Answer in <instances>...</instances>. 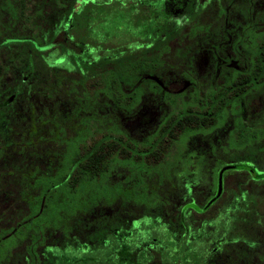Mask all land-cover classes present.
<instances>
[{
    "label": "rangeland",
    "instance_id": "obj_1",
    "mask_svg": "<svg viewBox=\"0 0 264 264\" xmlns=\"http://www.w3.org/2000/svg\"><path fill=\"white\" fill-rule=\"evenodd\" d=\"M92 1L95 2V0H0V64L3 68L0 74L1 228H5L15 217L16 220L20 219L27 213L26 199L35 198L39 188L32 187L33 179L30 173L34 172L33 175L38 179H45L47 176L57 174L55 171L59 166L60 158H66L74 147L71 140L72 134H74L73 124H77L78 117L88 115V111L84 109L75 110L78 107L75 92L79 89L76 85L79 74L72 62L61 54L62 48L59 44L63 41L62 34L65 29L66 12L70 9V5L73 4L72 11H76L86 2ZM103 1L111 4H116V2L124 4L125 1L135 2L137 0ZM139 1L141 4L136 3V11H132L133 19L140 15H149L151 10H164L169 16L172 15L166 7L167 0ZM227 1L197 0L198 6L203 5L204 7L198 8L192 17L184 20L179 18L182 14L181 11L177 13L175 17L177 32L167 42L164 55L159 58L165 67L157 73L167 77L172 71V76L169 77L172 80L176 79L175 75L177 78L186 79L184 74H189L196 81L195 84L201 86L199 87L200 91L192 92L194 89L190 87L193 84L185 89L186 81L183 86L177 81L176 87L172 89L175 92L169 93L159 92L150 82L140 83L141 88L135 94L133 105L126 109L117 108L121 109L119 112L128 118V129L130 128L131 132L137 135V140H140V135H143L142 139L152 141L157 129L152 119L145 125L138 127V117L147 114L149 117H156V119L161 117L162 119L170 113H177L180 108L187 105H198L203 96L211 90L210 87H207L211 81H204L210 76L208 74L203 76L205 74H202V71L205 67L208 69V66L205 50L201 49L200 46V42L203 41V34H201L199 27L209 25L213 29L219 28L223 21L221 9L227 4ZM263 1L259 0V3ZM125 26L127 25L125 24ZM193 28L198 29V32L194 31ZM256 31H264V24L261 27L258 26ZM25 39L44 46L43 52L34 51L31 45L23 42ZM132 41V38H128L124 34L120 40L110 39L106 47L115 49L124 44L133 43ZM138 43L141 41L138 40ZM82 50L86 57L93 52L90 47ZM146 54L150 55L149 52ZM100 95V99H107L108 103L112 104L106 95L102 93ZM257 102L258 104H252L259 107L261 101ZM104 103H101L100 108L97 109L100 116H104V111L105 113L111 111L110 105ZM246 106V112H248V102ZM232 113L234 111L229 109L223 118L221 117L215 122L214 126L207 130L186 133L175 144L166 146V152L161 156L163 162L160 163H162L161 169L163 170L160 177L156 171H151V168L148 169L149 171L132 173L126 172L125 168L118 166L113 168L105 178L93 181L91 185L87 186V193L90 197L84 196L86 202L94 198L104 200L112 196L119 197L112 201L108 207L101 202L72 217L69 216L68 226L73 229V226H78L83 234L84 229H86L84 226L90 227L85 224H93L94 222L97 224L101 218L99 216L105 213L119 215L125 212L137 215L131 207L124 204L125 201H122L120 188L132 192L133 197H137L136 192H138L145 198L143 207L137 206L141 208L137 210L139 213L141 211L144 214L153 213L156 212V208H159L164 214H172L176 206L174 202L184 196L183 191H185L188 183L192 185L190 187L191 196H194L198 201H203L214 192L217 161L264 166V156H253L251 151L254 149L255 153L258 152L259 139L257 143L254 140L251 141V139L249 140L250 134L245 132L238 139L233 138V133L236 131L234 124L238 122L239 117ZM139 123L140 121L138 125ZM58 124L66 126V129L62 127V130H59ZM58 133H61L59 137ZM201 133H205L207 137L205 147L207 151L203 154V159L208 162L209 166L206 171H201V165L196 163L203 156L193 158V166L188 162L191 148L198 146L200 149L203 148L199 141ZM240 137L244 138L241 139ZM195 138L197 139L192 147L190 142ZM235 143L239 147H236ZM263 145L262 142V148ZM219 147L222 149L220 150ZM210 149L213 150V153L210 152ZM216 149H219L221 154L216 152ZM189 167L193 170L189 171ZM247 180L246 174L233 173L227 175L226 193L236 191V182L239 181L240 183V181ZM244 190L249 192V196L257 197L259 208L264 207V186L258 185L255 188L249 187ZM2 191H6L7 195H2ZM169 195L174 196L172 199L174 202L167 204ZM126 207L128 212L124 211ZM93 215L98 216L93 217ZM53 228L49 224L46 225V235L39 244V251L43 257H46L43 259L45 262L48 257V251L44 247L46 244L50 246L65 244V241L60 239L59 232L50 230ZM242 228L245 229V226ZM0 232L5 233L6 231L1 230ZM250 236L252 239V234ZM261 239H264V235L259 236L256 233V243ZM3 244L16 246L14 254L10 258L8 252L4 253L3 264H23L20 246L24 244V241L6 240ZM262 244H264V240H262ZM197 258L196 254L187 256L188 260L197 261ZM187 259L185 260L183 255L180 257L182 264H187Z\"/></svg>",
    "mask_w": 264,
    "mask_h": 264
},
{
    "label": "flooded vegetation",
    "instance_id": "obj_2",
    "mask_svg": "<svg viewBox=\"0 0 264 264\" xmlns=\"http://www.w3.org/2000/svg\"><path fill=\"white\" fill-rule=\"evenodd\" d=\"M140 2L139 4H141ZM191 6H193V14L198 11V8L204 7L203 5L199 7L197 0L166 1V7L172 13L171 18L175 20L177 13L180 11L182 14L179 18H190L186 17V12ZM221 13L223 21L219 28L213 29L209 25L199 27L201 34H203V41L200 42V46L201 49L205 50L208 66V69L205 67L202 74H205L203 76H207V74L210 76L209 79H204V81H211V86L208 85L207 87L223 92L222 99L227 100L233 95V91L238 92V88L229 89L225 84L226 77L235 74V71L243 72L246 69L245 61L254 60V52L259 47L261 48L262 42H264V31H256L258 26L261 27L264 24V21H261L264 20V1L259 3V0H228L227 4L221 9ZM181 23L184 22L181 21ZM193 30L198 32L196 28H193ZM59 32L62 33L61 30ZM176 32L171 34L169 41ZM262 50L264 57V48ZM163 55L164 52L161 56ZM182 56L184 57V54ZM241 61L244 63L241 64ZM170 75L172 76V71ZM170 75L168 74L167 77L153 75L155 78L148 75L147 78L157 84L154 87L161 93L175 92L172 89L176 87L177 81L182 86L186 81L185 89L193 84L190 87L194 89L192 92L200 91L199 87L201 86L195 84L196 81L189 74H184L186 79L177 78V75H175V80L170 79ZM136 86L139 89L141 88L140 84ZM208 93L203 96V101L199 102L204 107L211 104L207 100ZM257 101H261L259 107L252 104H258ZM107 102L105 103L110 105ZM247 102L248 112H246ZM92 104L93 106L90 108L91 116L88 120L89 132L86 138L84 141L77 140V143L72 141L74 147L71 153L66 158H60L59 166L55 172L69 170L72 167L73 159L81 149L84 150L85 145H96L97 139L104 137L103 150L109 153L112 148H116L113 153L109 154L112 157V163L108 167L107 175L113 168L120 166L125 168L126 172L132 173L149 171L148 169L151 168V171H156L160 177L163 170L161 169L162 163H160L162 161L161 156L166 150L164 149L157 159H153L152 153L144 149L149 141L142 139L143 135H140L141 139L137 140V135L131 132L130 128L128 129V118L123 116L122 112H119L121 109H117L124 107H113L111 104L109 106L111 111H106V113L104 111V116H100L95 102H92ZM196 106L190 104L185 108ZM227 108H230V103H227ZM232 114L235 115V113ZM239 114L241 122L250 134L251 138L249 140H254L256 143L258 139L260 141L258 152L255 153V150L252 149V155L264 156V145L263 148L261 147V143L264 144V70L253 75L249 86L246 88L243 100L240 101ZM150 119L153 120V124L157 128L156 133H154L155 137H153L155 144L159 139L157 130L164 123L166 117L156 119V117H149V115L144 114L137 118V126L145 125ZM97 125L103 126V133L96 132ZM234 125H236V131L233 133V138L236 140L240 136L241 123L238 120ZM113 126H118L121 132L113 133ZM58 128L62 130V124H58ZM186 133L189 132L181 133L177 139L170 138L165 145L175 144ZM60 135L61 133H58V137ZM74 135L72 134V137ZM206 138L205 133L199 135L200 145L203 148L200 149L198 146L189 150L191 151L188 155L189 163L192 164L193 158L202 157L207 151L205 149ZM196 139L190 142L192 147ZM129 145L132 149L127 151ZM219 149L222 148L219 147ZM219 149H216V152H219ZM210 152L213 153V150L210 149ZM203 158L204 156L196 163L201 165V171H206L209 166ZM222 162L221 160L217 161L215 167V190L203 201H198L194 196H191L192 190L190 187L192 185L190 183L185 184L184 196L176 202L172 200L174 196L169 195L167 204L169 202L176 203L172 214H164L159 208H156V212L153 213L144 214L142 211L139 213L137 210L143 207L145 198L138 192H136L137 197H133L132 192L120 188L122 201H125L124 204L131 207L137 215L125 212L119 215L105 213L99 216L101 218L97 224L96 222L93 224L84 223L90 227L84 226L86 229H84L83 234L76 225L73 226L74 229L69 228L65 231L62 226H65L69 219L66 217L65 219L61 215L65 222L61 223L59 228L50 230L59 232V237L65 241V244L54 246L46 244L44 246L45 250L48 251L46 262L43 260L46 257H43V254L39 251V244L46 235V224L42 225L41 229L36 230L37 237H32L30 232H25L24 237H13V228L16 224L15 217L5 228L0 227V231H6L5 233L0 232V237H12L9 240L14 242L24 241V244L20 246L23 264H182L180 260L182 255L186 260L187 256L194 254H196L198 260L187 259V264H264V244H262L264 239L256 243V233L259 236L264 235V207L259 208L257 197L252 194V196H249V192L247 193L244 190L249 187L255 188L258 185L264 186V166ZM226 166L230 167L222 171L221 191L217 194L219 172ZM191 170L193 168L189 167V171ZM174 171H176L175 168ZM233 173L246 174L248 180L240 181V183L239 181L236 182V191L226 193V176ZM93 181H95L94 178L87 185H91ZM228 194L230 196H227ZM117 197L119 196H112L104 200L100 198L89 199L87 208L94 207L101 202L108 207ZM124 211L128 212L127 207ZM79 212V209H77L72 216ZM97 216L93 215V217ZM242 226H245V229ZM250 233L253 236L252 239ZM15 247V245L8 244L1 246V249L4 253L8 252L10 258L14 254Z\"/></svg>",
    "mask_w": 264,
    "mask_h": 264
},
{
    "label": "trees",
    "instance_id": "obj_3",
    "mask_svg": "<svg viewBox=\"0 0 264 264\" xmlns=\"http://www.w3.org/2000/svg\"><path fill=\"white\" fill-rule=\"evenodd\" d=\"M125 2L111 4L103 0H95V2H86L76 11H72L73 4H71L66 12L65 33L59 45L62 48L61 54L72 62L79 74L76 81L79 89L75 92L78 107L75 110L88 111V115L78 117L77 124H73L75 135L71 140L75 143L77 140L84 141L89 132L88 120L91 116L92 102H95L96 108H100L101 103L107 102V99H100L101 93L111 100L113 107L129 108L133 105L135 94L139 90L136 85L147 81L156 86L157 84L147 76H162L157 70H161L165 65L159 58L166 50L171 34L177 29L175 19L164 10H151L149 15L144 14L133 19L132 11H136V3H139V0ZM192 7L187 10L186 17H192ZM124 34L132 38L133 43L115 49L106 47L110 39L120 40ZM138 40L141 43H138ZM23 42L31 45L34 51L43 52L44 46L28 39ZM89 47L93 52L86 57L82 49ZM263 48L264 42L261 48L254 52L255 59L245 61L246 69L243 72L235 71V74L226 77L225 84L229 89L238 88V92L233 91L230 99H222L223 92L211 89L207 96L211 104L207 107L200 104L196 107H182L177 113L166 116L164 123L157 130L159 135L158 141L155 142L157 146L153 140L144 146L145 150L152 153L153 159H157L163 153L165 144L170 138L177 139L181 133L210 128L215 125L216 120L223 118L229 109L239 117L240 101L243 100L246 88L253 75L264 70ZM146 52L150 55L148 56ZM2 71L0 64V74ZM227 103H230V108H227ZM239 122L240 135L244 132L248 133L240 118ZM62 127L66 129V126L62 125ZM96 132L103 133V126L97 125ZM112 132L120 133L121 130L118 126H113ZM103 140L104 137L97 139V144L93 146L84 144V150L78 152L69 170L59 171L45 179H38L33 175L34 172L30 173L33 179L32 187L39 188L35 198L26 199L27 213L16 220L13 237H24L25 232L37 237L36 230L41 229L42 225L49 224L50 227H54L53 229H57L65 222L63 218L68 219L77 209L81 212L87 208V202L84 200V196L90 197L87 193V184L92 178L97 181L107 176L108 167L112 163L109 154L116 149L112 148L107 153L103 150ZM235 146L239 147L236 143ZM130 149L132 148L129 145L127 151ZM1 194L7 195V192L2 191ZM62 228L66 231L71 227L67 222ZM6 237H0V264H3L4 259L1 246L5 245L4 241L12 238Z\"/></svg>",
    "mask_w": 264,
    "mask_h": 264
},
{
    "label": "water",
    "instance_id": "obj_4",
    "mask_svg": "<svg viewBox=\"0 0 264 264\" xmlns=\"http://www.w3.org/2000/svg\"><path fill=\"white\" fill-rule=\"evenodd\" d=\"M151 77H152V76H151ZM228 167H230V166L223 167V168L220 170V172H219L217 194H219L220 191H221V175H222V171H223L224 169L228 168Z\"/></svg>",
    "mask_w": 264,
    "mask_h": 264
}]
</instances>
